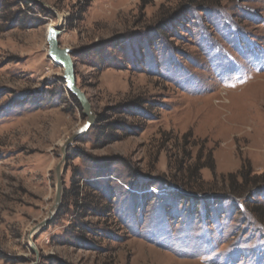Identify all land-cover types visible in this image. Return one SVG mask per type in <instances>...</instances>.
Masks as SVG:
<instances>
[{
	"label": "rangeland",
	"instance_id": "obj_1",
	"mask_svg": "<svg viewBox=\"0 0 264 264\" xmlns=\"http://www.w3.org/2000/svg\"><path fill=\"white\" fill-rule=\"evenodd\" d=\"M59 23L99 119L34 250L86 123ZM262 216L264 0H0V264H264Z\"/></svg>",
	"mask_w": 264,
	"mask_h": 264
},
{
	"label": "water",
	"instance_id": "obj_2",
	"mask_svg": "<svg viewBox=\"0 0 264 264\" xmlns=\"http://www.w3.org/2000/svg\"><path fill=\"white\" fill-rule=\"evenodd\" d=\"M61 23L56 26H51L47 33L48 58L49 60L63 69V80L66 85V90L78 101L83 115L86 119L85 125L70 137L61 149L62 161L55 170L56 178V195L52 209L47 218L39 225L30 237V244L36 250L32 242L36 236L47 228L57 217L61 210L64 196L63 170L67 161V150L80 137L87 134L98 122V115L94 111L93 106L87 95L77 84V76L75 63L70 48H64L60 45L59 37L62 35Z\"/></svg>",
	"mask_w": 264,
	"mask_h": 264
},
{
	"label": "trees",
	"instance_id": "obj_3",
	"mask_svg": "<svg viewBox=\"0 0 264 264\" xmlns=\"http://www.w3.org/2000/svg\"><path fill=\"white\" fill-rule=\"evenodd\" d=\"M75 99V98H74ZM76 102H78L76 99H75ZM78 104V103H77ZM213 165H210L209 167H212ZM207 167V166H206ZM262 219L261 220H264L263 216L261 217ZM264 222V221H263Z\"/></svg>",
	"mask_w": 264,
	"mask_h": 264
},
{
	"label": "bare ground",
	"instance_id": "obj_4",
	"mask_svg": "<svg viewBox=\"0 0 264 264\" xmlns=\"http://www.w3.org/2000/svg\"><path fill=\"white\" fill-rule=\"evenodd\" d=\"M54 27V25H52ZM48 52V51H47Z\"/></svg>",
	"mask_w": 264,
	"mask_h": 264
}]
</instances>
